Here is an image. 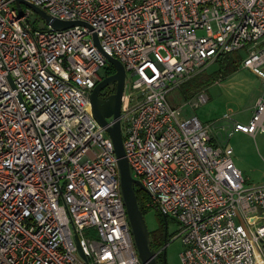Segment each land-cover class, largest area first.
Returning a JSON list of instances; mask_svg holds the SVG:
<instances>
[{"label": "built area", "instance_id": "obj_1", "mask_svg": "<svg viewBox=\"0 0 264 264\" xmlns=\"http://www.w3.org/2000/svg\"><path fill=\"white\" fill-rule=\"evenodd\" d=\"M15 1L0 0V264H144L114 143L90 102L106 56L132 79L125 158L144 208L179 224L182 264H264V185L248 187L233 149L168 103L218 58L263 40L264 0H24L92 28L61 31L19 17ZM263 62L264 50L242 64ZM256 102L248 124L225 115L228 139L264 133V90Z\"/></svg>", "mask_w": 264, "mask_h": 264}, {"label": "rangeland", "instance_id": "obj_2", "mask_svg": "<svg viewBox=\"0 0 264 264\" xmlns=\"http://www.w3.org/2000/svg\"><path fill=\"white\" fill-rule=\"evenodd\" d=\"M26 11H30V18L36 24L46 25L45 20L24 7ZM203 31H199L198 35H203ZM264 50V38L254 47L253 45H246L243 49L232 53V56L237 58L238 69L230 74L215 77L216 81L200 87L192 91L193 83L200 80L202 74L192 78L188 83H185L181 90L174 91L168 95L169 105L175 108L182 109L183 119L197 117L207 128L210 129V136L215 145L218 147H226L230 144L235 153V157L242 161L241 168L244 170V177L249 186L264 185V133H258L256 136L248 137L244 134H237L231 139L227 138L226 131L222 127H229V122L223 120L225 115H231L234 121H241L249 123L255 111L261 93L264 88V62L259 70L255 71L251 68H246L242 64L248 58L252 51L261 53ZM221 62H214L210 64L203 72L207 75L215 74L221 67ZM115 68L102 69L100 75L107 78L115 73ZM132 79L127 78L126 90L131 88ZM109 85V92L111 93L115 86ZM205 92L209 97V101L204 104L199 103V94ZM136 196L139 203L144 206L149 200L147 192L142 191L137 185L135 186ZM164 216L153 209L146 208L145 221L148 225L150 233V247L157 251H163L161 255L160 264H182L179 257L183 251V243L180 237H177L180 231V226L177 222L169 220L168 222V236L167 244L163 242L162 235L159 237L158 230L162 227ZM163 220V222H162ZM156 234V237H155ZM160 238V239H158ZM158 248V249H157ZM165 248V249H164Z\"/></svg>", "mask_w": 264, "mask_h": 264}, {"label": "water", "instance_id": "obj_3", "mask_svg": "<svg viewBox=\"0 0 264 264\" xmlns=\"http://www.w3.org/2000/svg\"><path fill=\"white\" fill-rule=\"evenodd\" d=\"M17 10L19 12V17L24 16V7L27 6L28 9L34 11L40 15L44 20L46 25L51 26V30H66L75 26H84L92 29L88 24L80 21H61L55 19L52 16L40 9L37 6L24 1L16 0L15 1ZM96 45L100 48L101 46L98 40L97 35L95 34ZM112 66L115 68V73L97 84L93 89L90 96V102L92 105V111L96 121L105 128L106 133L109 134L115 146V152L118 159V164L121 172V189L122 196L126 205L128 217L132 229V234L135 241V247L137 248L139 259L144 264H159L157 258V252L151 249L150 245V233L148 230L147 222L145 221V216L142 210L139 208L138 197L136 196L135 186L137 185L142 191L147 192L145 187L136 179H133L131 174L130 166L125 154L124 149V139L122 133V125L120 119L121 115V104L122 97L125 90L126 81V71L122 63L112 57L106 56ZM116 84V92L107 96L106 88L111 85ZM113 118V125H110L107 119ZM148 193V192H147ZM167 218L164 217V220L167 224ZM75 242L80 249V239L78 236H75Z\"/></svg>", "mask_w": 264, "mask_h": 264}, {"label": "trees", "instance_id": "obj_4", "mask_svg": "<svg viewBox=\"0 0 264 264\" xmlns=\"http://www.w3.org/2000/svg\"><path fill=\"white\" fill-rule=\"evenodd\" d=\"M217 61L221 62V64H220L221 67H220L219 71L217 73H215V74H212V75H207V74H205V72H202L203 74L200 73L203 76L201 77L200 80H198V81L193 83L192 91H194L196 89H199L202 86L209 85V84L215 82L216 81L215 77H218V75L219 76L227 75V74L235 72L238 69L237 64H236L238 62V60H237V58L233 57L232 54H228V55L222 56V57L218 58ZM200 74H198V75H200ZM197 76H195V77H197ZM115 92H116V88H114L112 93H115ZM136 194H137V192H136ZM139 206H140L139 208L142 210V212H143V214L145 216L146 208H144V206H142L140 203H139ZM162 222H163V220H162ZM162 225H164V222L162 223ZM151 249H153V248L151 247ZM155 251H157V250H155ZM161 255L162 254H160L156 259L161 257Z\"/></svg>", "mask_w": 264, "mask_h": 264}, {"label": "flooded vegetation", "instance_id": "obj_5", "mask_svg": "<svg viewBox=\"0 0 264 264\" xmlns=\"http://www.w3.org/2000/svg\"><path fill=\"white\" fill-rule=\"evenodd\" d=\"M112 86H115V88H116V84H114V85H112ZM106 90H107V93H108V92H109V87H107ZM163 220H164V219H163ZM166 220H167V219H166ZM167 221L169 222V220H167ZM168 222H167V224H166V222H165V220H164V225H162V227H160V230H158L159 237H161V236H160V234H161V235H162L161 238H162L163 242H165L164 245L167 244ZM155 237H156V234H155ZM158 239H160V238H158ZM164 249H165V248H164ZM164 251H165V250H163V251H156V252L158 253L157 257H158L160 254H163ZM160 259H161V257L158 258V262H159V264H160ZM164 264H166V263H164Z\"/></svg>", "mask_w": 264, "mask_h": 264}, {"label": "crops", "instance_id": "obj_6", "mask_svg": "<svg viewBox=\"0 0 264 264\" xmlns=\"http://www.w3.org/2000/svg\"><path fill=\"white\" fill-rule=\"evenodd\" d=\"M263 78V80H264V77H262ZM263 93V92H262ZM262 93H261V95H262ZM261 97V96H260ZM259 97V98H260ZM256 107V106H255ZM237 122H241V121H237ZM241 123H243V122H241ZM244 124H248V123H244ZM237 134H244V135H247L248 137H252L251 135H248V134H245V133H234V135H232L231 137H230V139L232 138V137H234L235 135H237ZM213 140V139H212ZM212 140H211V142H212ZM228 146L229 147H231L232 149H233V147L230 145V144H228ZM233 160H234V164H235V166H237L240 170H241V172H242V174H243V176H244V170L241 168V166L240 165H242V161L239 159V158H236L235 157V153H234V149H233ZM245 178V177H244Z\"/></svg>", "mask_w": 264, "mask_h": 264}]
</instances>
